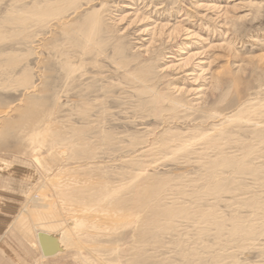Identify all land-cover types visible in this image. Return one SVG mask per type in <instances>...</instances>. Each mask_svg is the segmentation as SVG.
I'll return each mask as SVG.
<instances>
[{
    "label": "rangeland",
    "instance_id": "374dc122",
    "mask_svg": "<svg viewBox=\"0 0 264 264\" xmlns=\"http://www.w3.org/2000/svg\"><path fill=\"white\" fill-rule=\"evenodd\" d=\"M1 163L56 264H264V0H0Z\"/></svg>",
    "mask_w": 264,
    "mask_h": 264
},
{
    "label": "crops",
    "instance_id": "0c3cea01",
    "mask_svg": "<svg viewBox=\"0 0 264 264\" xmlns=\"http://www.w3.org/2000/svg\"><path fill=\"white\" fill-rule=\"evenodd\" d=\"M35 182L34 170L24 164H0V264H56L60 255L45 258L36 238L48 230L46 220L20 218Z\"/></svg>",
    "mask_w": 264,
    "mask_h": 264
},
{
    "label": "water",
    "instance_id": "95a60500",
    "mask_svg": "<svg viewBox=\"0 0 264 264\" xmlns=\"http://www.w3.org/2000/svg\"><path fill=\"white\" fill-rule=\"evenodd\" d=\"M38 240L42 249V252L45 256H52L56 252L55 241L52 238L48 237V235L40 233L38 236Z\"/></svg>",
    "mask_w": 264,
    "mask_h": 264
},
{
    "label": "bare ground",
    "instance_id": "6f19581e",
    "mask_svg": "<svg viewBox=\"0 0 264 264\" xmlns=\"http://www.w3.org/2000/svg\"><path fill=\"white\" fill-rule=\"evenodd\" d=\"M182 27H183V26H182ZM189 61H190V60H189ZM47 213H48V212H47ZM49 218H50V217H49ZM64 220H65V219H64ZM40 233H43V234L48 235V237L52 238L53 241H55V244H56V245H55V247H56V252H55V254L52 255V256H45V255L43 254L45 258H50V257L57 256V255H59V254H58L59 252L63 251V248H61V246H60V243L64 245V237H63V236L61 237L60 242H59V238L56 237V236H52V235H53L52 232L44 231V230H42V231H38V232L36 233V238H38V236H39ZM54 237H55V238H54ZM38 241H39V240H38Z\"/></svg>",
    "mask_w": 264,
    "mask_h": 264
}]
</instances>
